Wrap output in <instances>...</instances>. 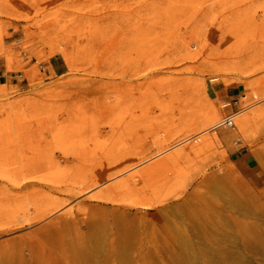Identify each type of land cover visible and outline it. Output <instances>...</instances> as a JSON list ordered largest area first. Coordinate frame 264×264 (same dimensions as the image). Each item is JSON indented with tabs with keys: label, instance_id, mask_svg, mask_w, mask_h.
Wrapping results in <instances>:
<instances>
[{
	"label": "rangeland",
	"instance_id": "rangeland-1",
	"mask_svg": "<svg viewBox=\"0 0 264 264\" xmlns=\"http://www.w3.org/2000/svg\"><path fill=\"white\" fill-rule=\"evenodd\" d=\"M225 2L0 0V264H264V0L230 63Z\"/></svg>",
	"mask_w": 264,
	"mask_h": 264
},
{
	"label": "bare ground",
	"instance_id": "bare-ground-1",
	"mask_svg": "<svg viewBox=\"0 0 264 264\" xmlns=\"http://www.w3.org/2000/svg\"><path fill=\"white\" fill-rule=\"evenodd\" d=\"M225 9H226L225 10L226 14H225V24H224L225 25V29H224V35H223V42H224L225 48H226V55H225V59L224 60H225L226 63H230L235 58L239 59V56H240L239 51H237L236 48H235L236 50L235 49L233 50V47L234 46L236 47L237 43H239L238 41L240 40V37H239L240 36V31H241V26L240 25L242 23V19L241 18L243 17V15H242L243 14V10L239 9L238 7L234 8L233 7V3L231 4V0H226ZM233 52H234V55H233ZM135 77H136V75H135ZM141 83L142 82H140V85L139 84L138 85L141 86ZM103 110H104V108H103ZM223 121H224V119L219 121L216 124V128L225 127L224 125L223 126L220 125V124H222ZM225 128H228V127H225Z\"/></svg>",
	"mask_w": 264,
	"mask_h": 264
},
{
	"label": "crops",
	"instance_id": "crops-1",
	"mask_svg": "<svg viewBox=\"0 0 264 264\" xmlns=\"http://www.w3.org/2000/svg\"><path fill=\"white\" fill-rule=\"evenodd\" d=\"M234 155H235V153H234ZM247 157H248L247 154L241 153V157H239L238 159H236V161H239L237 163L239 165V167H242V168L248 167Z\"/></svg>",
	"mask_w": 264,
	"mask_h": 264
},
{
	"label": "built area",
	"instance_id": "built-area-1",
	"mask_svg": "<svg viewBox=\"0 0 264 264\" xmlns=\"http://www.w3.org/2000/svg\"><path fill=\"white\" fill-rule=\"evenodd\" d=\"M220 125H224L225 127L231 128L234 127V123H233V116H229L227 118L224 119V121L222 122V124Z\"/></svg>",
	"mask_w": 264,
	"mask_h": 264
}]
</instances>
